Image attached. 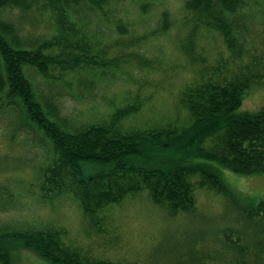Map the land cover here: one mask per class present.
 Segmentation results:
<instances>
[{
	"label": "trees",
	"instance_id": "obj_1",
	"mask_svg": "<svg viewBox=\"0 0 264 264\" xmlns=\"http://www.w3.org/2000/svg\"><path fill=\"white\" fill-rule=\"evenodd\" d=\"M137 1L0 0V103L20 110L50 143L52 155L38 171L43 198L73 194L86 216L93 219L105 208L141 193H147L172 216L195 211L198 192L203 191L206 198H220L211 197L210 193H216L227 205L228 199L234 205L227 215L215 216V224L223 219L229 223L214 226L212 239L199 232V251L194 249L190 256L193 264H264V199L256 208L244 207L209 166L177 165L159 170L139 164L152 151L189 138L199 139L201 146L209 142L201 153L234 173L264 174V111L236 115L248 92L264 84V0L185 1L188 31L178 46L193 81L182 89L181 104L190 120L203 127L201 135L177 136L171 124L121 131L120 123L140 110L131 105L116 108L107 123L71 129L59 105L38 96L33 72L51 80L54 69L63 78L84 72L108 74L129 62L150 69V60L137 49L149 36L133 37L124 17V7ZM18 11L47 15L53 32L40 41L28 38L11 19ZM92 14L118 38L101 44L96 30H87L95 23L89 18ZM169 17L168 12L163 13L159 34L169 32ZM208 34L221 38L225 49L216 60L210 59L207 45L200 44ZM84 164L98 168L97 175L86 176ZM61 234L52 228L18 229L6 224L0 227V264L16 263L13 250L18 242L50 264H122L95 259L90 251L67 245Z\"/></svg>",
	"mask_w": 264,
	"mask_h": 264
},
{
	"label": "rangeland",
	"instance_id": "obj_2",
	"mask_svg": "<svg viewBox=\"0 0 264 264\" xmlns=\"http://www.w3.org/2000/svg\"><path fill=\"white\" fill-rule=\"evenodd\" d=\"M185 1L140 0L124 7L125 20L131 24V35L149 36L137 49L150 60V69L129 62L108 74L99 71L91 76L84 72L64 78L54 69L51 80H44L33 72L38 96L45 101H55L71 129L107 123L116 108L131 105L139 106L140 110L132 112L120 123L121 131L157 129L171 124L177 136L184 133L201 135L203 127L190 120L181 104L182 89L193 81L178 46L188 31ZM164 12L169 13L172 26L162 35L158 32ZM10 16L32 40L40 41L53 32L52 21L47 15L18 11ZM92 17L95 23L87 30L92 33L96 30L101 44L118 38V34L98 16L89 15ZM154 32L156 35L150 38ZM208 39L200 44H206L210 59L216 60L217 54L225 51L221 38L215 35L213 39L208 34ZM69 81L71 83L67 84ZM261 111H264V84L255 85L248 92L236 115ZM198 142L199 139H181L178 145L152 151L139 164L159 170L177 165L209 166L244 207L256 208L264 199V174L244 176L234 173L201 153V147H208L209 142L202 146ZM51 155L50 143L27 116L16 107L0 103V227L7 224L18 229L27 226L52 228L64 233L61 238L67 245L90 251V255L99 260L122 264H193L190 256L194 249L196 253L199 251V232L212 239L214 226L229 223L223 219L216 225L214 217L231 212L232 200L228 199L230 204L227 205L222 195L210 193L211 197H220L210 199L201 193L203 191L197 193L195 211L180 212L176 216L151 201L147 193H141L105 208L91 219L73 194L53 200L43 198L38 171L46 166ZM83 167L89 177L99 172L98 168L88 164ZM238 215L237 210L235 217ZM13 257L15 264H50L43 256L26 249L23 242H18Z\"/></svg>",
	"mask_w": 264,
	"mask_h": 264
}]
</instances>
